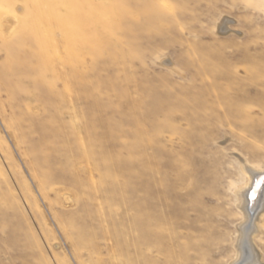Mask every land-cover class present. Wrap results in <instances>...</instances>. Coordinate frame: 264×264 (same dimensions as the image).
Masks as SVG:
<instances>
[{
    "label": "rangeland",
    "instance_id": "obj_1",
    "mask_svg": "<svg viewBox=\"0 0 264 264\" xmlns=\"http://www.w3.org/2000/svg\"><path fill=\"white\" fill-rule=\"evenodd\" d=\"M263 188L264 0H0V264H264Z\"/></svg>",
    "mask_w": 264,
    "mask_h": 264
},
{
    "label": "bare ground",
    "instance_id": "obj_2",
    "mask_svg": "<svg viewBox=\"0 0 264 264\" xmlns=\"http://www.w3.org/2000/svg\"><path fill=\"white\" fill-rule=\"evenodd\" d=\"M226 25V24H225ZM228 25V24H227ZM228 27V26H227ZM223 28V27H222ZM252 176V175H251ZM255 180V179H254ZM251 182H252V180L250 179V177H249V182H248V184H247V186H250L251 187V190L253 189V191H252V204H253V206H254V203H256V201H257V197L260 195V191L258 190V187H256L255 185H253L254 183H252L251 184ZM249 187V188H250ZM263 190H264V188H263ZM264 191H262V193H263ZM261 193V194H262ZM264 195V194H263ZM257 198V199H256ZM248 199V198H247ZM256 199V200H255ZM261 199H262V197H261ZM260 199V200H261ZM259 200V199H258ZM263 200V199H262ZM245 201H247V200H245ZM244 204V203H243ZM256 205V204H255ZM258 205H259V202H258ZM257 205V206H258ZM261 205V204H260ZM249 206V205H248ZM256 207V206H255ZM259 207V206H258ZM256 209V208H255ZM243 210V209H242ZM256 211V210H255ZM247 214V213H246ZM250 216V215H249ZM248 216V217H249ZM257 216V215H256ZM256 220V219H255ZM249 224H250V222H249ZM242 225V224H241ZM252 226H250L249 228L247 227H245L244 228V236H243V238H242V240H241V243H239L240 244V250H241V254H242V258H241V261L240 262H238V264H259V260H258V256H257V253H256V251L254 250V248H253V246H252V243H250V242H252V240L250 241V239H252V238H250L249 236H251L250 234H251V232H252ZM253 236V235H252Z\"/></svg>",
    "mask_w": 264,
    "mask_h": 264
}]
</instances>
